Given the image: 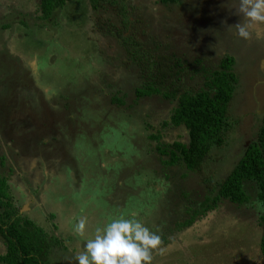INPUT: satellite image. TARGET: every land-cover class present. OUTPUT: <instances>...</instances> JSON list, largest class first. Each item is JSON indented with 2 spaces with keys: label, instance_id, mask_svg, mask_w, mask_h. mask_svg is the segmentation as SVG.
<instances>
[{
  "label": "rangeland",
  "instance_id": "1",
  "mask_svg": "<svg viewBox=\"0 0 264 264\" xmlns=\"http://www.w3.org/2000/svg\"><path fill=\"white\" fill-rule=\"evenodd\" d=\"M236 6L118 0L91 9L88 0H69L41 20L38 0H0V24H7L0 28V174L16 214L56 238L48 264H78L96 228L133 212L162 237L166 251L152 264H264L253 181L243 183L246 202L221 198L201 211L264 109V27L239 38ZM120 35L139 41L138 56L181 68L189 91L205 87L224 54L233 57L230 129L200 172L167 163L157 150L186 144L187 131L168 121L175 100L135 97L146 80ZM81 218L84 236L74 230Z\"/></svg>",
  "mask_w": 264,
  "mask_h": 264
},
{
  "label": "trees",
  "instance_id": "2",
  "mask_svg": "<svg viewBox=\"0 0 264 264\" xmlns=\"http://www.w3.org/2000/svg\"><path fill=\"white\" fill-rule=\"evenodd\" d=\"M66 1L69 0H38L41 20L49 17L54 9L60 8ZM117 1L88 0L91 9ZM158 1L165 4L174 3L176 0ZM6 25L1 23L0 28H5ZM119 37V42L127 53L131 54L135 62L140 63L142 76L146 80L144 86L135 88V97L160 95L163 99L175 100V107L168 121L172 126L182 125L187 131L186 144L173 141L163 148L158 147L157 150L168 156L167 163L173 164L180 160L187 170L200 172L210 149L213 146H221L230 129L227 108L236 82L232 70L233 57L224 54L216 68L204 80L205 87L189 91L180 85L181 68L162 63L149 55L140 57L133 48L134 44L139 43L138 40L121 35ZM115 102L122 103L119 100ZM252 137V140L243 147L230 171L214 184L215 194L203 199L201 211L212 210L221 198L236 204L246 202L248 197L243 189V183L253 181L258 189L257 198L263 206V212L258 216L259 226L263 230L258 245L264 259V109L259 116L258 129L253 132ZM203 181L205 187L209 188V180L204 177ZM11 199L6 177L0 174V238L4 244L0 262L48 264L50 246L51 243H57L56 238L47 235L34 221L16 214Z\"/></svg>",
  "mask_w": 264,
  "mask_h": 264
},
{
  "label": "clouds",
  "instance_id": "3",
  "mask_svg": "<svg viewBox=\"0 0 264 264\" xmlns=\"http://www.w3.org/2000/svg\"><path fill=\"white\" fill-rule=\"evenodd\" d=\"M236 11L243 16V21L235 25L239 38L248 40L253 28L264 27V0H237ZM136 216L133 212L130 218L121 216L96 228L84 251L75 257L78 264H152L154 255L163 254L166 249L161 235ZM86 226V218L79 219L76 234L84 236Z\"/></svg>",
  "mask_w": 264,
  "mask_h": 264
},
{
  "label": "crops",
  "instance_id": "4",
  "mask_svg": "<svg viewBox=\"0 0 264 264\" xmlns=\"http://www.w3.org/2000/svg\"><path fill=\"white\" fill-rule=\"evenodd\" d=\"M30 218V217H29ZM36 223V222H35ZM39 225V224H38ZM41 227H43V225H39ZM44 229V228H43ZM4 245L2 246V248H0V254H2L4 252V249H3Z\"/></svg>",
  "mask_w": 264,
  "mask_h": 264
}]
</instances>
